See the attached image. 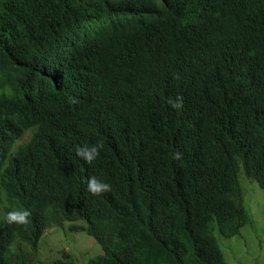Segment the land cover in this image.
Masks as SVG:
<instances>
[{
    "label": "trees",
    "instance_id": "1",
    "mask_svg": "<svg viewBox=\"0 0 264 264\" xmlns=\"http://www.w3.org/2000/svg\"><path fill=\"white\" fill-rule=\"evenodd\" d=\"M239 173L264 190V0H0V264L66 223L87 264H227Z\"/></svg>",
    "mask_w": 264,
    "mask_h": 264
},
{
    "label": "rangeland",
    "instance_id": "2",
    "mask_svg": "<svg viewBox=\"0 0 264 264\" xmlns=\"http://www.w3.org/2000/svg\"><path fill=\"white\" fill-rule=\"evenodd\" d=\"M27 138L28 134L20 143ZM239 182L251 221L240 229L239 235L224 238L215 232V238L227 264H264V190L241 173ZM64 226V229H47L39 240L38 260L41 264H51L55 259L66 256L74 264H87L91 256L101 253L91 237L84 232H71L67 223ZM15 248L13 245L10 252Z\"/></svg>",
    "mask_w": 264,
    "mask_h": 264
},
{
    "label": "clouds",
    "instance_id": "3",
    "mask_svg": "<svg viewBox=\"0 0 264 264\" xmlns=\"http://www.w3.org/2000/svg\"><path fill=\"white\" fill-rule=\"evenodd\" d=\"M168 103L171 107L180 109L182 107V98L177 97L175 100L169 98ZM103 144L97 143L92 146H83L76 148V155L83 159L85 162L91 164L96 160L100 154ZM179 158V154H177ZM87 190L93 195H100L104 192L110 191L111 186L96 177H90L87 179ZM31 216V212L24 208L13 209L6 213L4 220L7 224H17V225H28Z\"/></svg>",
    "mask_w": 264,
    "mask_h": 264
}]
</instances>
